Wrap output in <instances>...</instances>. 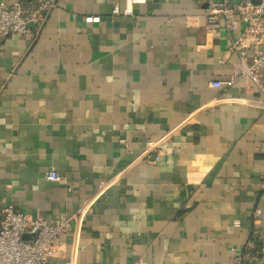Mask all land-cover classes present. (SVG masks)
Segmentation results:
<instances>
[{
  "label": "crops",
  "instance_id": "0c3cea01",
  "mask_svg": "<svg viewBox=\"0 0 264 264\" xmlns=\"http://www.w3.org/2000/svg\"><path fill=\"white\" fill-rule=\"evenodd\" d=\"M53 1L0 38V219H69L52 264H264V96L211 86L239 58L205 29L239 0Z\"/></svg>",
  "mask_w": 264,
  "mask_h": 264
},
{
  "label": "built area",
  "instance_id": "2783aa9c",
  "mask_svg": "<svg viewBox=\"0 0 264 264\" xmlns=\"http://www.w3.org/2000/svg\"><path fill=\"white\" fill-rule=\"evenodd\" d=\"M143 2L145 0H125L126 9L123 12L129 13L132 3ZM53 6V0H39L33 8H25L21 1H0V38L29 33L30 24L41 23L43 15H47ZM114 11L117 12L116 7ZM205 29L213 34L225 29L231 36L230 48L238 52L239 58L230 79L214 81L211 86L220 88L232 85L245 77L264 96V0L211 2L207 7ZM249 49L251 54L247 52ZM156 150L155 144L152 151ZM159 154L149 153L147 157L158 160ZM46 178L51 181L62 179L53 169L47 172ZM69 226V219L53 221L39 215L33 216L19 210L13 203H7L1 208L0 264H52L53 259L62 255L60 237ZM34 230V239L21 238L23 233ZM253 244V240L248 241L245 248ZM231 259L232 264H243L244 255L234 251Z\"/></svg>",
  "mask_w": 264,
  "mask_h": 264
},
{
  "label": "water",
  "instance_id": "95a60500",
  "mask_svg": "<svg viewBox=\"0 0 264 264\" xmlns=\"http://www.w3.org/2000/svg\"><path fill=\"white\" fill-rule=\"evenodd\" d=\"M35 235H36V230H34V231H32V232H26V233H23V234L21 235V238H22L23 240H32V239H34Z\"/></svg>",
  "mask_w": 264,
  "mask_h": 264
}]
</instances>
